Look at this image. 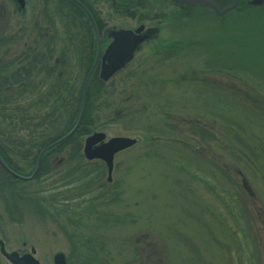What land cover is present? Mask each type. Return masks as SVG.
<instances>
[{
    "label": "rangeland",
    "instance_id": "374dc122",
    "mask_svg": "<svg viewBox=\"0 0 264 264\" xmlns=\"http://www.w3.org/2000/svg\"><path fill=\"white\" fill-rule=\"evenodd\" d=\"M245 2L223 16L204 2L174 10L172 0H147L134 17L108 3L101 10L106 27L152 30L106 81L97 112L95 131L137 139L115 155L108 181L121 202L93 222L110 264H264V4L248 11ZM18 7L0 0L1 38L42 17L43 0ZM146 14L156 19L137 18ZM0 239L40 264L71 252L51 218L9 220L1 201ZM0 264H11L1 251Z\"/></svg>",
    "mask_w": 264,
    "mask_h": 264
},
{
    "label": "trees",
    "instance_id": "16d2710c",
    "mask_svg": "<svg viewBox=\"0 0 264 264\" xmlns=\"http://www.w3.org/2000/svg\"><path fill=\"white\" fill-rule=\"evenodd\" d=\"M107 3L135 16V11L122 10L112 0H43L42 17L0 37V156L16 174L31 176L41 150L53 144L32 178L18 177L0 162L1 205L12 221H23L26 214L51 218L71 240L68 264H110L100 226L93 222L112 216V206L122 200L119 186L104 181L105 163L88 160L83 153L85 138L99 127L97 112L108 86L98 76V65L88 83L78 129L55 143L79 118L84 81L98 51L94 24L81 6L90 10L101 34L107 25L101 10ZM137 18L156 19L149 14ZM21 40L24 48L13 53L11 46L21 45ZM241 139L256 155L255 142Z\"/></svg>",
    "mask_w": 264,
    "mask_h": 264
},
{
    "label": "water",
    "instance_id": "95a60500",
    "mask_svg": "<svg viewBox=\"0 0 264 264\" xmlns=\"http://www.w3.org/2000/svg\"><path fill=\"white\" fill-rule=\"evenodd\" d=\"M21 5H23V0H18ZM211 4V3H210ZM213 5V4H212ZM90 14V12H89ZM94 22V20H93ZM152 30L146 27L145 23H140L135 28L126 27H116L108 31V37L110 38L109 43L101 52V46L99 43L98 54L94 65L88 72L86 79L84 81V93H83V106L80 112L79 118L75 126L64 136H62L55 143L61 142L71 136L79 127L81 120L83 118L85 103H86V93L88 88V83L93 70L95 69L97 62L100 57L99 65V78L106 82L109 81L116 73L122 70L127 63H129L135 56L137 50L145 43L151 36ZM98 39H100L99 34H97ZM100 42V40H99ZM137 139L130 136H112L107 138V134L104 131H95L88 135L84 141V155L88 160L101 159L105 162L107 166L108 181L112 180V173L114 169V158L115 155L131 146L136 144ZM53 144L43 148L39 154L37 166L31 176H22L16 174L12 171L0 156V162L3 164L7 170L14 175L21 178H32L37 173L40 161L43 153L51 147ZM0 250L13 264H40L32 253L24 254L19 256L18 252H8L5 248V243L0 239ZM54 264H67L64 253L57 252L54 256Z\"/></svg>",
    "mask_w": 264,
    "mask_h": 264
},
{
    "label": "flooded vegetation",
    "instance_id": "af4514ba",
    "mask_svg": "<svg viewBox=\"0 0 264 264\" xmlns=\"http://www.w3.org/2000/svg\"><path fill=\"white\" fill-rule=\"evenodd\" d=\"M146 1L147 0H127V1L126 0H112V2H114L116 4V6H118L122 10H139L140 4H143ZM163 1L164 0H160V3H163ZM181 1L185 2V6L179 7V8L187 9V7H186L187 4L190 5L192 8L193 7L195 8L198 5L202 4L200 2H204V4H208L207 6H209V10H213L214 12H216L217 14H219L221 16L225 15L227 12H230L232 9L236 8V6H237L236 4H241V2H242V0H211L212 2H210L211 3L210 4L206 0H181ZM247 1L248 0H246V2ZM249 2H253L254 6H255V4H257V5L264 4V0H249ZM18 3H19L18 10H24L25 9L24 6L26 5V0H23V5H21L19 1H18ZM172 4H173L172 6L175 5L174 7H171L172 9L179 10L178 8H176L177 3L174 0H172ZM81 7L88 13L91 21L93 22L94 18L92 16L90 10L84 5H82ZM152 7L155 10H164V8L161 6H152ZM257 7H259V6H257ZM260 7H262V6H260ZM143 8H144V10H148L146 7H143ZM39 10L41 11L42 9L39 8ZM89 12H90V14H89ZM37 16L40 17V13ZM142 23H144V22H142ZM93 24H94V27L96 30V34H99V37H100V39H98V49H99V43H100L101 50H102L103 44L107 45L110 41V38L108 37V31L113 29V27L112 28H109V27L104 28V30L100 34L95 20H94ZM99 40H100V42H99ZM105 47L106 46H104V48ZM97 54H98V51H97ZM17 252H18L19 256H23L25 254V252H21L19 250H17Z\"/></svg>",
    "mask_w": 264,
    "mask_h": 264
},
{
    "label": "bare ground",
    "instance_id": "6f19581e",
    "mask_svg": "<svg viewBox=\"0 0 264 264\" xmlns=\"http://www.w3.org/2000/svg\"><path fill=\"white\" fill-rule=\"evenodd\" d=\"M245 7H246V10L248 11H252L253 7H254V4L253 2H249V0L247 2H245ZM83 93H84V90H83Z\"/></svg>",
    "mask_w": 264,
    "mask_h": 264
}]
</instances>
